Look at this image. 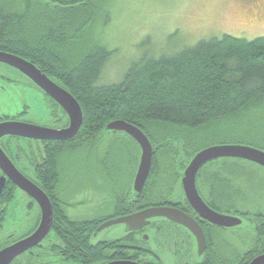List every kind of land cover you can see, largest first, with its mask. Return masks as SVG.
I'll use <instances>...</instances> for the list:
<instances>
[{"label":"trees","instance_id":"16d2710c","mask_svg":"<svg viewBox=\"0 0 264 264\" xmlns=\"http://www.w3.org/2000/svg\"><path fill=\"white\" fill-rule=\"evenodd\" d=\"M103 1L0 0V52L22 58L54 79L82 111L83 123L76 136L52 142L46 178L59 183L53 157L56 148L58 154L74 148L96 149L103 133H115L106 126L118 120L138 127L149 139L150 173L162 174L160 186L167 183L170 172L182 171L205 148L244 145L264 151L261 131L249 138L221 126L249 109L264 113V37L247 41L224 35L201 40L171 55L144 57L129 66L120 82L102 85L98 81L112 53L100 44L89 48L85 34ZM72 49L79 56L71 55ZM138 162L137 154L132 163ZM142 205L151 206L145 198ZM52 222L53 243L36 247L56 258L47 264H107L106 248L90 246L89 222L73 221L57 212ZM260 230L252 250L231 264H249L264 254V228ZM27 256L31 261L32 249ZM13 264L22 263L18 259ZM212 264L226 263L215 260Z\"/></svg>","mask_w":264,"mask_h":264},{"label":"flooded vegetation","instance_id":"af4514ba","mask_svg":"<svg viewBox=\"0 0 264 264\" xmlns=\"http://www.w3.org/2000/svg\"><path fill=\"white\" fill-rule=\"evenodd\" d=\"M0 79L1 82H6L5 86L13 88L22 86L34 93L32 97L29 95L27 97V100H32L34 105L21 102V111L18 114H0V125L9 122L55 131L68 128L69 119L66 113L29 78L16 69L0 63ZM49 79L55 82L54 79ZM58 121L65 123L58 125ZM112 134L124 136L115 139L120 145H123L121 147H127L130 150L132 146L137 145L132 138L124 133L115 132ZM52 142L58 141L3 135L0 136V152L25 181L48 198L52 208V221L53 213L57 212L73 221L90 223L88 227L90 246L101 245L104 249L106 248L107 263L121 261L139 263L133 258L143 261L142 264H212L215 260L226 264L238 263L237 257L247 255L254 247V243L260 239V228H264V210L247 202V200H251L247 198L248 191L244 190L245 187L240 186L242 183H246L243 178L247 180L250 177H255L256 174H264V168L260 166L246 161L239 162L237 159L225 158L209 162L198 171L195 187L201 200L211 210L241 220L240 225L225 228L213 225L203 219L187 201L181 184V176L188 164L182 171L170 172L166 179L167 183L161 187V190L158 181L162 174L156 171L149 172L143 190L140 193H135L133 184L139 162L138 164L131 162L132 174L125 175L121 171L125 169L112 166L108 162L109 153L107 156L106 152L99 155V147L92 148L88 150L87 163L84 165L82 174V177L86 176V183L79 188V192L73 190L69 195H64L63 193L69 188L61 192L58 183L54 185L53 177L46 178L50 172L46 168L47 152L53 154L54 145ZM56 146L58 147V145ZM137 147L139 148L138 145ZM54 154H58V148L55 149ZM138 155L140 158V152ZM134 158L132 157L133 161ZM176 167H180V165H176ZM247 167H254V169ZM0 183H3V189L0 192V252H2L33 235L40 225L42 213L36 201L18 188L2 168H0ZM48 186L51 187L50 191L47 189ZM256 190L260 192L261 188H256ZM74 192L75 194H73ZM262 194L264 197V191ZM75 195L80 199L74 204L72 201ZM240 195L244 204L242 209L239 208ZM144 198L151 206L144 207L142 205ZM159 198L163 202L156 204L155 201ZM247 205H253V209L250 210ZM20 207L23 208L25 214L37 219L36 227L23 236L1 235L5 219L16 211L19 214ZM158 207L176 209L193 220L202 232L204 249L200 251L198 240L191 229L166 218L150 219L147 221V226L141 228L138 227V223H135L132 225V230L127 229L124 224H113L98 231L102 225L108 222H115L146 209ZM82 211L86 213L87 218H78L83 216L80 214ZM111 230L114 232L103 237V232ZM51 231L52 225L50 232L38 244V247L44 242L45 246L50 245L47 238ZM241 244L247 246V249L237 253ZM126 252L130 253L129 256H126ZM20 256L13 259L11 264Z\"/></svg>","mask_w":264,"mask_h":264},{"label":"rangeland","instance_id":"374dc122","mask_svg":"<svg viewBox=\"0 0 264 264\" xmlns=\"http://www.w3.org/2000/svg\"><path fill=\"white\" fill-rule=\"evenodd\" d=\"M100 10L88 27L85 38L89 48H92L93 44H100L112 53L98 81L102 85L120 82L129 66L144 57L156 59L162 55H171L201 40L220 38L224 35L247 41L264 37V0H105L102 6L100 5ZM259 20L262 22L259 23ZM72 50L71 55L79 56L80 52L75 53L76 50ZM5 84L6 82H1L0 79V114H18L21 111V102L34 105L32 100H27L28 95H34L32 91L22 86L13 88ZM64 123L58 121V125ZM221 126L231 133H240L249 138L254 132L260 131L264 136V113H255L249 109ZM103 135L99 155L109 152L108 162L112 166L125 169H120L125 175H131L132 157H137V147L132 146L130 150L121 147L115 140L124 137L121 134L105 132ZM85 149L82 147L63 150L60 154L53 155L55 172H59L60 177L58 188L61 192L69 188L64 195H69L73 190L79 192V188L86 183V176L82 177L84 165L87 163L88 152ZM260 174L247 180L243 178L246 183L240 186L248 191L247 198L251 200L247 202L264 210V174ZM258 185L260 192L256 190ZM163 186L159 185V189ZM73 197L72 202L75 204L80 198L77 195ZM247 206L250 210L253 209V205ZM243 207V202L239 203V208ZM80 214L83 216L78 217L79 219L87 218L85 212ZM36 225L37 219L25 214L20 207L19 214L16 211L5 219L1 235L23 236L30 233ZM113 232L114 230L103 232L102 235L107 237ZM47 240L50 244L54 241L52 236ZM42 246H45V242ZM246 247L241 244L237 253ZM33 254L31 261L27 252L21 254L20 262L47 264L56 260L55 257H49L45 248H33Z\"/></svg>","mask_w":264,"mask_h":264},{"label":"water","instance_id":"95a60500","mask_svg":"<svg viewBox=\"0 0 264 264\" xmlns=\"http://www.w3.org/2000/svg\"><path fill=\"white\" fill-rule=\"evenodd\" d=\"M0 63L16 69L25 77L29 78L37 85L38 88L45 92L62 108L69 119L68 128L58 131L8 122L0 125V136L15 135L25 138L53 140L59 142L73 139L83 123L82 111L77 101L63 87L53 82L37 67L22 58L0 52ZM106 129L111 132L124 133L128 135L139 146L140 158L137 174L133 184V190L135 193H140L144 188L151 169L153 148L149 139L138 127L121 120L109 123L106 126ZM225 158L246 161L264 168V151L262 150L244 145L211 146L195 154L181 176V184L187 201L203 219L213 225L229 228L240 225L241 220L238 218L221 215L211 210L198 196L195 187L196 175L203 165L218 159ZM0 168L8 173L9 179L18 188L26 192L36 201L42 213L40 225L33 235L0 252V264H11L13 259L33 249L34 247H37L38 244L48 235L52 225V208L48 198L34 186L25 181L15 171L13 166L3 157L1 152ZM2 189L3 183H0V192ZM154 218H166L191 229L198 240L200 251L204 249V238L198 225L182 212L168 207L146 209L140 213L125 217L121 220L108 222L102 225L98 231L113 224H124L126 225L127 229L132 230V225L138 223V227L141 228L147 226V221ZM107 264L139 263L132 261H121L110 262ZM249 264H264V254L255 257Z\"/></svg>","mask_w":264,"mask_h":264}]
</instances>
